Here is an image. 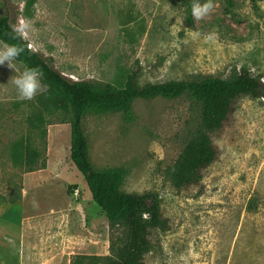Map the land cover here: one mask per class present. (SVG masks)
Returning a JSON list of instances; mask_svg holds the SVG:
<instances>
[{"label": "rangeland", "instance_id": "rangeland-1", "mask_svg": "<svg viewBox=\"0 0 264 264\" xmlns=\"http://www.w3.org/2000/svg\"><path fill=\"white\" fill-rule=\"evenodd\" d=\"M215 5L188 22L181 0H0V17L30 21L32 49L73 81L113 84L120 63L140 86L229 79L242 69L264 83V0ZM13 67L0 65V264L110 255L119 230L71 160L70 116L44 108V88L20 100L11 78L25 68ZM132 108L131 120L89 112L84 130L92 165L124 169L122 190L156 192L172 219L147 264H264V98L242 99L214 139L220 158L205 171L202 193L176 190L168 174L198 127L200 106L182 96L135 99ZM17 141L34 154L28 162L13 158Z\"/></svg>", "mask_w": 264, "mask_h": 264}, {"label": "trees", "instance_id": "trees-1", "mask_svg": "<svg viewBox=\"0 0 264 264\" xmlns=\"http://www.w3.org/2000/svg\"><path fill=\"white\" fill-rule=\"evenodd\" d=\"M181 1L186 7L187 21L191 22L194 0ZM10 24L12 22L8 15L0 17V41L23 47L24 51L15 61L25 69L38 68L42 73L40 80L46 85L41 95L44 108L51 113L63 111L70 116L71 160L85 178L94 203L104 212L111 226L119 230L112 235L110 255H77L71 264H147L148 259L161 248V236L172 230V219L156 192L122 190L126 176L124 169L98 170L92 165L84 130L86 114L122 112L127 120H131L132 102L135 99L188 96L201 108L200 121L178 159L169 167L168 174L176 190L199 188L202 193L205 171L220 158L214 139L232 121L242 99L264 98L262 79L242 69L240 74L229 79L207 77L140 86L135 77L129 75L119 63L113 84L98 86L86 80L73 81L53 68L38 52L28 48L27 41L13 38ZM27 148L24 142H15L12 146L13 158L28 162L34 154ZM44 168L45 163L38 170ZM256 207L257 202L251 200L249 208Z\"/></svg>", "mask_w": 264, "mask_h": 264}, {"label": "clouds", "instance_id": "clouds-1", "mask_svg": "<svg viewBox=\"0 0 264 264\" xmlns=\"http://www.w3.org/2000/svg\"><path fill=\"white\" fill-rule=\"evenodd\" d=\"M215 6V0H205L204 3H200V0H194L191 7L192 17L194 20L199 21L208 16ZM9 27L13 33V38L18 37L22 41L29 40V33L31 31L30 21L19 18L17 22L10 24ZM27 47L33 48V45L29 43ZM23 51V47L5 43L3 47H0V65L7 62L8 67L14 69L13 62ZM41 75L42 73L38 68H26L22 73L11 78L20 100H32L38 91L46 87V85L41 84Z\"/></svg>", "mask_w": 264, "mask_h": 264}, {"label": "built area", "instance_id": "built-area-1", "mask_svg": "<svg viewBox=\"0 0 264 264\" xmlns=\"http://www.w3.org/2000/svg\"><path fill=\"white\" fill-rule=\"evenodd\" d=\"M78 192V191H77Z\"/></svg>", "mask_w": 264, "mask_h": 264}, {"label": "crops", "instance_id": "crops-1", "mask_svg": "<svg viewBox=\"0 0 264 264\" xmlns=\"http://www.w3.org/2000/svg\"><path fill=\"white\" fill-rule=\"evenodd\" d=\"M41 171V170H40Z\"/></svg>", "mask_w": 264, "mask_h": 264}]
</instances>
